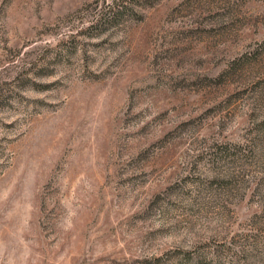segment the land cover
Wrapping results in <instances>:
<instances>
[{
	"label": "rangeland",
	"instance_id": "obj_1",
	"mask_svg": "<svg viewBox=\"0 0 264 264\" xmlns=\"http://www.w3.org/2000/svg\"><path fill=\"white\" fill-rule=\"evenodd\" d=\"M0 0V264H264V0Z\"/></svg>",
	"mask_w": 264,
	"mask_h": 264
},
{
	"label": "trees",
	"instance_id": "obj_2",
	"mask_svg": "<svg viewBox=\"0 0 264 264\" xmlns=\"http://www.w3.org/2000/svg\"><path fill=\"white\" fill-rule=\"evenodd\" d=\"M124 0H119L116 6L113 8L114 10V19H117L119 17H123L122 15L128 14V12L131 10V8L128 6V4H124Z\"/></svg>",
	"mask_w": 264,
	"mask_h": 264
}]
</instances>
